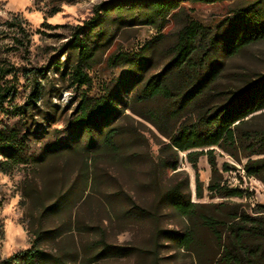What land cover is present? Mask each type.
Segmentation results:
<instances>
[{
  "label": "trees",
  "instance_id": "trees-1",
  "mask_svg": "<svg viewBox=\"0 0 264 264\" xmlns=\"http://www.w3.org/2000/svg\"><path fill=\"white\" fill-rule=\"evenodd\" d=\"M217 1L222 0H110L96 6L93 18L76 28L69 43L76 58L71 77L78 88L91 85L87 70L98 63L101 49L111 44L115 27L129 20L150 25L160 33L137 52L122 50L110 54L108 61L125 66L126 76L120 79L116 90L107 89L102 96L82 91L72 118L58 136L45 129L33 131L30 117L40 96L37 81L31 85L24 104L8 107L17 95L20 69L13 65L0 66V115H11L7 122L0 120V168L5 172L25 170V195L34 203L39 202L36 188L29 184L30 175L38 174L54 155L66 156L79 150L91 154L101 147L111 148L112 139L119 135L113 122L122 111L120 105L124 104L165 138L159 149V161L164 168L178 175L180 153L189 151L187 160L197 170L200 157L206 156L212 169L208 190L218 196L243 198L244 192L238 188L223 192L225 186L216 179L217 149H221L240 162L248 176L264 183V130L252 134L243 132L244 126L264 110V74L241 88L212 87L221 67L216 59L217 47L220 43L241 45L264 37V7L248 5L226 28L216 30L195 20L187 21L176 31V42L168 48L169 60L162 70L147 75L154 46L165 36L161 31L183 11L184 3ZM16 21L19 22L13 25L24 33L22 20ZM129 90L132 94L126 100L125 93ZM251 140L254 143L248 145ZM232 168L224 164L225 171ZM197 195L204 196L202 186L198 187ZM161 198L189 222L186 230L156 227L146 244L135 246L112 245L99 236L66 250L55 246L43 248L45 241L58 243L62 234L56 229L41 227L34 233L31 248L15 253L0 264H99L107 259L131 256L135 264H162L160 248L166 245L162 240L192 253L198 264H264V205H256L254 214L248 211L250 205L243 203L200 205L192 202L178 185L164 190ZM65 199L63 195L49 205L41 203L42 219L71 210L73 205L63 204ZM127 214L134 215L132 210ZM76 223V218L71 216L73 229ZM200 226L218 242L219 251L212 258L203 254Z\"/></svg>",
  "mask_w": 264,
  "mask_h": 264
},
{
  "label": "rangeland",
  "instance_id": "rangeland-1",
  "mask_svg": "<svg viewBox=\"0 0 264 264\" xmlns=\"http://www.w3.org/2000/svg\"><path fill=\"white\" fill-rule=\"evenodd\" d=\"M108 1L0 0V66L13 65L20 69L17 95L8 107L24 104L31 85L37 81L40 96L30 117L33 131L45 129L54 136L60 135L72 118L82 91L102 96L107 89L116 90L120 79L126 76L125 66L108 61L110 54L122 50L137 52L160 33L150 25L129 20L115 27L111 44L101 49L98 63L87 70L91 85L78 88L71 77L76 58L69 43L76 28L93 18L96 6ZM184 5L183 11L161 31L165 36L154 46L148 76L160 72L167 63L168 48L176 42V31L187 21H198L212 30L226 28L241 9L248 5L264 7V0L188 2ZM17 17L22 20L24 33L13 25L19 22ZM216 59L221 67L212 87L218 90L241 88L264 74V37L241 45L220 43ZM131 94V90L125 93V99L129 100ZM120 107L122 111L113 122L119 135L112 139L111 148L101 147L91 154L83 150L66 156L57 154L50 157L38 174L30 175L29 184L36 188L39 202L34 203L25 195V170L5 172L0 168V263L31 248L34 233L41 227L56 229L62 234L58 243L45 241L43 248L55 246L66 250L80 241H93L99 236L112 245L135 246L146 244L156 227L184 231L189 222L161 198V193L174 185L181 186L183 193L200 205L243 203L250 205L251 214L256 211V205H264V183L248 176L242 164L221 149H217L219 173L216 179L225 186L223 192L238 188L244 192L243 198L218 196L208 190L212 169L206 156L200 157L197 170L187 160L189 151L180 153L178 171L181 172L178 175L164 168L159 161V149L165 138L150 122L126 109L124 104ZM10 116L2 114L0 120L7 122ZM256 130H264V110L243 128L247 134ZM252 143L251 140L248 145ZM225 163L234 168L225 171ZM199 186L204 189L202 198L197 195ZM63 195H66L63 204L73 205L71 210L42 219L41 203L49 205ZM131 210L134 215L128 216ZM71 216L77 222L74 229L70 225ZM199 238L205 257H214L219 249L212 233L200 226ZM161 242L166 244L160 248L162 264H198L192 253L167 241ZM135 262L131 256L107 259L99 264Z\"/></svg>",
  "mask_w": 264,
  "mask_h": 264
}]
</instances>
